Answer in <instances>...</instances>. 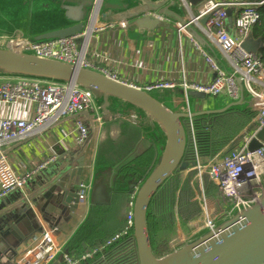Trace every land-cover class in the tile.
Masks as SVG:
<instances>
[{
  "label": "water",
  "instance_id": "water-1",
  "mask_svg": "<svg viewBox=\"0 0 264 264\" xmlns=\"http://www.w3.org/2000/svg\"><path fill=\"white\" fill-rule=\"evenodd\" d=\"M55 12L61 28L32 35L30 42L45 43L82 34L94 19L107 26L124 24L140 33L170 30L173 23L184 30L228 77L235 79L239 95L204 93L177 87L166 98L151 91L121 82L100 69L82 66L25 51L8 43L0 47V78L33 79L56 84H74L92 93L103 124L123 120L142 132L143 140L154 142L158 151L155 166L141 182L129 181L133 217L131 238L135 242L138 264H264V185L258 202L235 209L211 229L158 257L149 226L152 201L159 189L177 171H185L192 144L190 122L205 123L212 133L213 124L230 113L254 115L257 102L248 95L244 79L233 73L212 46L190 24L187 13L207 0H28ZM97 4L95 11L94 5ZM231 17V10L227 11ZM195 16L192 15L191 19ZM208 18L199 24L205 26ZM13 28L9 27V30ZM14 40L23 38L14 35ZM250 41L244 43L248 47ZM94 131L89 114L84 113ZM230 140L231 137H225ZM264 147V126L248 144L254 152ZM84 148L74 150L28 182V191L19 202L0 208V264H15L19 248L28 244L34 232L48 228L61 230L74 219L83 204L80 191L85 174ZM196 166V162L192 164ZM114 172V171H113ZM112 185V182H110ZM109 185L95 182L90 204H110ZM1 207V205H0ZM23 227L24 232H22ZM40 233V232H39ZM53 264H59L54 262Z\"/></svg>",
  "mask_w": 264,
  "mask_h": 264
},
{
  "label": "crops",
  "instance_id": "crops-1",
  "mask_svg": "<svg viewBox=\"0 0 264 264\" xmlns=\"http://www.w3.org/2000/svg\"><path fill=\"white\" fill-rule=\"evenodd\" d=\"M229 1L239 2L246 0ZM204 3L196 8H191L190 11L185 13L188 20H191L192 15H198ZM230 10L232 15L227 18L226 30L230 35H234V21L239 8L235 7ZM54 14L55 12L42 8L40 4H36L35 6L28 0H0V47H5L11 40H14V35L23 36L20 40L30 41L32 35L61 28ZM96 24L107 26L98 21ZM124 24L126 25L127 23L108 26L106 29L98 32L94 30L88 35L86 58L95 69H100L102 72L113 75L115 79L121 82L149 90L155 96L161 98H166L171 94V89L166 88L167 85H173L174 88L182 87L184 81L189 85H207L216 77V73L210 69L201 50L186 33L180 41L177 34V25L170 23L173 26L170 30H158L150 35L147 32L142 34L137 30L127 29L124 27ZM193 25L213 44L212 46L224 58L217 44L211 41L204 33V26L200 24ZM9 27L13 29L9 30ZM248 41H250L248 47L252 51L256 50L254 52H257L259 45L252 39V36ZM225 62L227 63V61ZM227 64L232 69L230 64ZM13 79L16 78H0V84L8 83ZM34 115L35 105L32 102L24 101L17 105L0 102V125L1 121L7 118L30 121ZM232 117L233 119H231ZM83 118L86 120L87 126L91 127L88 118L85 116ZM244 119L243 115L230 113L219 118L213 124L215 129L211 133V159L221 158L222 155H225L224 153L231 141V139L227 140L228 138L222 137L218 133L224 131L226 127H234L238 123H243V121H246ZM115 123L116 121H113L104 123L101 127H94L96 132L93 131L88 138L89 140L93 139L84 148L85 174L82 178V184L87 188L88 197L86 196L74 219L68 222L66 226H62L61 230L57 228L50 229L48 226L43 225L44 229L34 232L28 244L20 246L15 264H20V260L33 237L43 230L54 231L56 243L62 249L58 257L49 264H53L54 262L68 264L65 256L76 259L93 251L89 249V241L86 240L87 230L94 231L93 237L103 239L117 233L123 227L125 217L128 211L130 213L131 209L130 202L132 195L129 192V182L127 185L128 191L123 190V188L109 191L111 195L110 204H90L95 182L100 178L105 180V175H110L112 170L115 172V167L98 166V150L101 141L105 138V128L113 126ZM76 134L77 131H75L74 123L70 119H65L53 125L44 133L30 134L24 139L5 145L2 147V152L15 173L20 176H26L47 161H51L48 165L50 166L57 162L59 158L66 156L72 151L83 149L82 146H78L75 143ZM45 169L38 172L35 176L42 173ZM191 171L192 169L186 171L185 176ZM29 181L26 182L23 189H18L7 198L1 200L0 208H9L19 202L27 194ZM213 188V198L210 203L216 205L215 209L221 210V205L216 199L215 186ZM123 191L124 193H118ZM207 196L209 197V194ZM196 199L198 201V195H196ZM198 202V205L195 204V207L200 206L201 203L200 201ZM193 206L185 208H183L184 206L177 207L178 213L181 210L185 212L183 215L177 214V222L179 221L180 223L182 219L189 223L190 226L193 225V221L197 220V218L189 220L187 216L189 210L193 209ZM185 215L186 217H184ZM20 228L24 232L23 227ZM83 229L85 230L84 232L82 231ZM79 235L80 237L74 245ZM178 237H183V241L185 239L181 232L178 233ZM70 243H73V246H70ZM89 259H92V257Z\"/></svg>",
  "mask_w": 264,
  "mask_h": 264
},
{
  "label": "built area",
  "instance_id": "built-area-1",
  "mask_svg": "<svg viewBox=\"0 0 264 264\" xmlns=\"http://www.w3.org/2000/svg\"><path fill=\"white\" fill-rule=\"evenodd\" d=\"M97 3L94 5L95 11ZM263 5L264 0L261 2L207 0L198 15L190 20V24L193 25L208 18L203 27L204 33L217 44L225 60L232 67L233 73L243 77L248 95L259 105L258 112L249 119L247 124V130L250 133L243 137L238 148L229 154L222 155L221 158H213L207 164H203L200 160L197 152L195 127L190 122L191 145L195 149L196 157L195 170L198 171L200 183L202 185L203 175L208 174L216 188V199L221 205V211L230 210V213L242 206L258 202L264 185V147L254 152L248 150L249 142L264 126V63L258 52H250L244 48V43L252 36L253 27L260 19L258 9ZM235 7H238L239 10L234 21V35H230L226 30L227 11ZM91 22L93 25H89L82 34L74 37L41 44L11 40L10 44L20 45L25 51L33 52L39 56L95 68L86 58L88 35L91 31L98 32L108 26L98 25L94 19ZM177 34L181 41L185 32L178 28ZM195 45L200 49L196 43ZM201 52L210 69L216 73V77L207 85H189L184 81L182 87L185 90L223 94L237 98L239 87L235 79L228 77L204 51L201 50ZM107 75L113 77V75ZM166 88L172 90L174 86L167 85ZM24 101L32 102L35 105L33 119L26 121L7 118L1 121L0 125V201L16 190L23 189L27 181L45 169L51 162L47 161L26 176H20L10 166L2 152V147L24 139L30 134L44 133L65 119H70L74 123L75 131H77L75 143L82 146L90 136V127L85 124L83 114L87 113L91 116L94 127L103 125L92 93L80 89L74 84L63 85L24 78L0 84V102L17 105ZM80 195L84 199L86 196L88 197L87 188L84 185L81 186ZM202 199V210L204 211L202 226L204 229H212L216 224V219L209 215L208 201L203 188ZM127 223V231L131 230L132 233L133 217L131 212L128 215ZM122 236V234H116L107 242L106 246L112 245ZM61 250L56 243L54 231L43 230L33 237L20 264H49L58 257ZM100 251V248H96L91 253L81 256V259H89ZM65 260L68 264H77V260L73 257L65 256Z\"/></svg>",
  "mask_w": 264,
  "mask_h": 264
},
{
  "label": "trees",
  "instance_id": "trees-1",
  "mask_svg": "<svg viewBox=\"0 0 264 264\" xmlns=\"http://www.w3.org/2000/svg\"><path fill=\"white\" fill-rule=\"evenodd\" d=\"M251 2H261L263 0H249ZM258 12L260 14L259 21L254 25L252 31V39L259 45L258 54L261 56L264 63V5L259 7ZM245 117L244 120L249 122V119L253 115H246L238 113ZM121 122V128H123V133L117 141H113L115 145L114 153L101 154L98 157V166L102 167H115V179L121 184L123 190L128 191V182L131 180L143 181L147 175L150 173L152 168L156 164L158 157V151L154 142H149L143 140L142 132L137 127ZM116 121V123H119ZM196 142H197V152L200 160L203 164L210 162L211 155V132L207 129L205 123H197L195 127ZM237 144L233 145L231 150L226 153L229 154L238 148ZM225 154V155H226ZM116 160V161H114ZM188 163V168L185 171H177L176 174L171 177L166 184H164L157 194L155 195L151 204V214L149 217L150 235L155 253L158 257H162L169 253L171 249L169 248V242L174 241L178 235L177 230V207H192L189 210L188 217H197L199 215L198 205L196 199V188L193 183L195 175H197V170L192 166L196 162L195 149L191 145L189 153L185 159ZM192 171L185 176V172L188 170ZM184 174V175H183ZM207 178V190L209 197L213 198V183L210 180L208 174H205ZM212 192V193H211ZM118 193H124L118 192ZM126 193V192H125ZM215 199V198H214ZM215 201V200H214ZM132 200L130 202V205ZM131 208V207H130ZM216 205H214V209ZM180 215L185 212L179 211ZM129 211L125 217V222L123 227L115 234L110 237H105L103 239H97L94 236V231L87 230V238L89 241V249L100 248V253L94 255L92 259L82 260L81 256L77 257V264H138L137 252L135 247V242L131 238V230L127 231V218ZM186 217V215L184 216ZM90 225V224H89ZM85 231L84 229L82 230ZM91 231V232H90ZM126 232H128L126 234ZM116 234H122L120 240L114 242L110 246H106L107 242L113 238ZM82 235V234H80ZM74 242L76 244L78 238ZM92 241L90 242L91 239ZM73 243H70V246Z\"/></svg>",
  "mask_w": 264,
  "mask_h": 264
},
{
  "label": "rangeland",
  "instance_id": "rangeland-1",
  "mask_svg": "<svg viewBox=\"0 0 264 264\" xmlns=\"http://www.w3.org/2000/svg\"><path fill=\"white\" fill-rule=\"evenodd\" d=\"M254 51H256V50H254ZM231 116H233V115H231ZM231 119H233V117ZM121 121H123V120H121ZM84 122L87 125L85 119H84ZM243 123H238V124H236L237 126H234V127H226V128H224V131H220L218 133V134L222 135V137L223 136L231 137V141L229 142V146L227 144L228 148L224 154L228 153L227 151H229L231 149L232 145H235V144L240 145V143H242L243 137L246 136V134L250 133L249 130H247L248 126L246 125V122L243 121ZM121 124L122 123L119 122V123L113 124V126H108L107 128H105V138L100 143L99 150H98V157L101 154L105 155V154L112 153L114 151L115 145L112 144L113 141H117L121 137L122 133L124 132L123 128H121ZM94 132H96V129H94ZM241 132H242V134H241ZM92 139L93 138H91L90 140H92ZM90 140L89 139L86 140V142L82 145V148H86L88 146ZM114 161H116V160H114ZM194 182L196 183V184H194V186L196 188V195H198V197H199L198 201H200L201 204H200V206H198L199 215L197 217H195V218H197V220H195L194 217H190L191 219L195 220V221H193L194 226L193 225L190 226L189 223H187L186 221H184L182 219L180 220V223H179V221L177 222L178 225H177L176 233L181 232L185 237L184 241H190V240L202 235L204 233V231L206 230L202 226L203 217H204V211L202 210V205H203L202 187L204 188V190L206 192H207V190H209V187H207V184H208L207 178L205 175H203V180H202V185H201L200 180L198 178V173H197V175H195V177L193 179V183ZM207 194H208V192L206 193V195ZM207 201H208L209 215H211L212 217H214L216 219V223L221 221L228 214H230V210L224 209L226 211H221L220 209H214V205L210 203L211 197L207 196ZM231 211H232V209H231ZM177 214H179V213L176 210V215ZM191 219H189V220H191ZM180 229H181V231H180ZM182 238L183 237H178V235H177L176 238L174 239V241H172V242L170 241L169 248L172 250L175 247L181 245L184 242L182 240Z\"/></svg>",
  "mask_w": 264,
  "mask_h": 264
},
{
  "label": "flooded vegetation",
  "instance_id": "flooded-vegetation-1",
  "mask_svg": "<svg viewBox=\"0 0 264 264\" xmlns=\"http://www.w3.org/2000/svg\"><path fill=\"white\" fill-rule=\"evenodd\" d=\"M114 170L111 171V174L110 175H105V181H106V184L107 186L109 185V191H116V190H119L121 188V184H119V182L115 179V175L113 172ZM102 177V176H101ZM110 182H112V185H110Z\"/></svg>",
  "mask_w": 264,
  "mask_h": 264
}]
</instances>
